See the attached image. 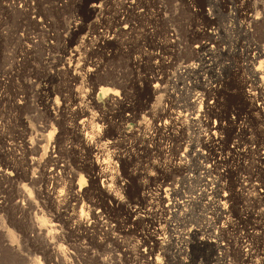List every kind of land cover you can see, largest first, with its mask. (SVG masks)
<instances>
[{
	"label": "rangeland",
	"instance_id": "obj_1",
	"mask_svg": "<svg viewBox=\"0 0 264 264\" xmlns=\"http://www.w3.org/2000/svg\"><path fill=\"white\" fill-rule=\"evenodd\" d=\"M74 49L95 70L79 72L81 85L66 70ZM262 53L264 0H0V264H65L55 252L66 264H264ZM77 87L94 97L82 104L80 134L100 149L116 202L99 193L109 177L94 183L96 156L72 135ZM161 122L171 124L161 132ZM79 176L85 195L70 208L89 216V230L72 217L63 237L45 243L30 227L35 215L44 226L54 215L42 193ZM207 183L214 191L204 196Z\"/></svg>",
	"mask_w": 264,
	"mask_h": 264
},
{
	"label": "bare ground",
	"instance_id": "obj_2",
	"mask_svg": "<svg viewBox=\"0 0 264 264\" xmlns=\"http://www.w3.org/2000/svg\"><path fill=\"white\" fill-rule=\"evenodd\" d=\"M107 0H104V2H106ZM43 2V1H42ZM95 2V1H94ZM102 4H104L102 1H100ZM100 2H98V3H100ZM19 3H22L24 6L25 5H27V0H19ZM93 4L92 3V5L90 6V10H92L93 12H96V11H99V10H101L100 8H101V5L102 4ZM30 6V5H29ZM33 9V8H32ZM31 9V10H32ZM28 11V10H27ZM32 13H35V12H32ZM29 14V13H28ZM120 23V22H119ZM73 25V24H72ZM76 27H77V25H73L72 26V28H69L68 30L70 31V32H72L73 30H77L76 29ZM71 29H72V31H71ZM125 29H126V27H125ZM127 30H128V28H127ZM126 30V31H127ZM107 35V34H106ZM105 35V36H106ZM105 36H103V37H101V39L103 40V42H104V40L105 41H110L111 40V38H109V37H105ZM110 36V35H109ZM126 36H128V35H126ZM112 37V36H111ZM115 37V36H114ZM213 39V38H212ZM215 39V38H214ZM101 43V42H100ZM206 45V44H205ZM201 48H202V46H200ZM204 47V46H203ZM97 48V47H96ZM205 48H207V47H205ZM206 50V49H205ZM208 50V49H207ZM211 50V49H210ZM209 51V50H208ZM212 51V50H211ZM262 54H264V53H262ZM80 55H79V51H78V49H74L73 50V52H72V54H71V59L69 60L70 61V63H69V67L66 69L67 70V72H73L70 76H72L71 77V82L72 83H74V84H77V82L79 81V80H81V82H79V84L81 83V84H83L84 82H83V80L84 79H82L81 77L83 76V78L84 77H88V76H93V72H95V70H92V69H90V68H85V66H84V64L85 63H81V64H78V62H80V61H78V59L80 58L79 57ZM263 56V55H262ZM261 56V57H262ZM78 61V62H77ZM77 62V64L78 65H76V66H73L72 64L73 63H76ZM261 64H262V62H260ZM264 63V62H263ZM195 66L196 65H187L186 67H184V66H181L180 68H182V69H180V73H182V74H185V72H187V74L188 73H190V72H195ZM94 67H96V66H94ZM79 70V71H78ZM259 70H261V69H257V71H259ZM84 73V75H82L81 73L82 72ZM76 72H78V73H76ZM79 72H81L80 74L82 75L81 77H80V74H79ZM191 73V74H192ZM96 74V73H95ZM86 79V78H85ZM85 81V80H84ZM78 84V85H79ZM80 84V85H81ZM96 84L99 86L100 85V80H96ZM73 85V84H72ZM77 85V86H78ZM79 85V86H80ZM84 86H86V85H84ZM74 87V86H73ZM75 87H76V85H75ZM81 87V86H80ZM82 88V87H81ZM81 88H76L75 89V91L73 90V101L75 102V103H80V105H81V107H80V105H79V107H78V109H73L72 110V112H71V114H70V116H68L69 117V120L70 119H72V122L74 123V129H72V135H74L75 137H76V139L79 141V142H83V145H84V147L86 146L87 147V150L90 152V154H94L96 157H94L95 158V160H93V162H92V164L94 165V169H93V171L95 172L96 171V174H95V177H93V181H94V183L96 184L97 183V181L100 179V178H108L109 177V179L107 180L106 179V181L104 180V181H102V182H104L103 184H101V186H99V187H101V190H103V191H101V190H99V193H101V195L102 194H104L105 193V195L108 197V199L110 198V199H112V201H114V202H116V200H117V198L115 197V195H112L110 192V190H109V186H107V184H106V182H114V181H116L115 179H114V177H112V175L110 174V173H108V171H106V169L103 167L104 166V164L105 163H102V161H100L99 159H98V157H97V155L100 153V149L99 148H97L96 146H95V144H94V142L93 141H90L89 139H87L85 136H83L82 137V135L80 134V130L81 129H84V128H86V124H87V116H88V111L85 109V108H83L82 107V104H84V103H86L87 102V99H89L90 98V96L91 97H93V95H92V92L89 94L88 92L86 93H84V95H82V89ZM161 86H159V85H155V86H153V94H158V93H160V91H161ZM94 91V90H93ZM54 95V94H53ZM171 95V94H170ZM110 96H111V100H113V101H116V100H118V96H117V92H111L110 93ZM172 96V95H171ZM173 97V96H172ZM94 98V97H93ZM91 100H92V98H91ZM168 100V99H167ZM170 100V99H169ZM89 101V100H88ZM92 101H94V100H92ZM89 103V102H88ZM55 104V105H54ZM190 106H188L189 108H190V111L192 112V113H196V111H195V109H196V106H197V103H196V99H194L193 101H190ZM188 104V105H189ZM19 105V104H18ZM52 105V104H51ZM53 105H54V108H52V110H55L56 112H58V113H61V112H63V109L64 108H66V107H64L63 108V105H61V104H58V103H53ZM52 107V106H51ZM86 107V106H85ZM26 108V107H25ZM88 108V107H87ZM207 108H209V107H207ZM70 109V108H69ZM163 109V108H162ZM164 110V109H163ZM168 110H166V112H167ZM169 112V111H168ZM167 112V113H168ZM66 113V112H65ZM166 113V114H167ZM172 114V113H171ZM162 115V114H161ZM168 119L169 118H171L170 117V114L168 113ZM61 116V115H60ZM163 116V115H162ZM174 116V115H173ZM190 116V115H189ZM65 118H66V115L64 116ZM160 117V116H159ZM165 118V117H164ZM183 118H184V116H181L180 114H177V118L176 119H174V117L173 118H171L170 120L171 121H173V122H175V123H177V124H180V120H181V123H182V120H183ZM54 119V118H53ZM163 119V118H162ZM153 120H155V119H153ZM159 121V120H158ZM167 121V120H166ZM162 124H160L159 126H158V128H160V129H158V131H165L166 129H167V126L169 125V124H171V123H168V122H161ZM145 124V123H144ZM154 124V123H153ZM72 125V124H71ZM71 125H70V127H71ZM157 125V124H156ZM69 127V128H70ZM143 127V126H142ZM170 127V126H169ZM155 128V127H154ZM216 127H214L213 126V128H211V130H213V129H215ZM143 129V128H142ZM144 129H145V127H144ZM77 131H79V134L78 135H80V137H81V139L82 140H79L80 138H78L77 136H76V134H77ZM168 131V130H167ZM24 139V138H23ZM26 139V138H25ZM103 138H102V136L101 137H99L98 138V140H102ZM50 140V141H49ZM49 142H51V144H52V142H53V138L52 137H50L49 136ZM27 141V140H26ZM30 142H32V141H30ZM36 142H38L35 146H37V148H38V144H41L42 142H44L43 141V139L41 140H38V141H36ZM35 143V142H34ZM53 143H57L56 142V140L53 142ZM30 144H32V143H30ZM28 145V144H27ZM32 146V145H31ZM42 146V145H41ZM47 146H49V145H47ZM52 146V145H51ZM109 146V145H108ZM14 147V146H13ZM33 147V146H32ZM30 148V147H29ZM42 148V147H41ZM50 148V147H49ZM52 148H55V147H52ZM51 148V149H52ZM39 149H40V147H39ZM46 149H47V147H46ZM36 150V149H35ZM86 150V151H87ZM27 151V150H26ZM48 151V150H47ZM102 151V150H101ZM35 152V151H34ZM48 153H50V154H53L54 153V151H53V149L52 150H49L48 151ZM28 154V153H27ZM47 154V153H46ZM26 155V154H25ZM49 157V156H48ZM18 158V157H17ZM100 158V157H99ZM183 159H185V157H181V158H179V160H180V162L182 163L183 162ZM31 162V164L30 165H35V164H37L38 165V163H36L37 161L35 160V159H31L30 160ZM39 163H40V161H39ZM181 163H177V165H179L180 166V164ZM26 164V163H25ZM55 164V163H54ZM36 165V166H37ZM40 165V164H39ZM38 165V166H39ZM59 166V165H58ZM45 167V166H44ZM55 167H56V165H55ZM201 167V169H202V171L203 172H201L202 174H208L209 173V170H208V168L206 169V168H204V166H200ZM200 167L198 168V169H200ZM31 168V167H30ZM35 168V167H34ZM92 168V167H91ZM179 168H181V167H179ZM22 169V168H21ZM58 170V169H57ZM26 171V170H25ZM34 171V170H33ZM60 171V170H59ZM40 172V171H39ZM50 172V171H49ZM63 173V172H62ZM61 173V174H62ZM36 174V173H35ZM38 174V173H37ZM60 174V175H61ZM7 175H10V173H4L3 174V176H7ZM25 175V174H24ZM41 175V174H40ZM48 177H49V179L51 178L53 181L55 180V170L53 171V172H50L49 173V175H48ZM57 177V176H56ZM42 178V177H41ZM201 178V177H200ZM203 178V177H202ZM68 179V178H67ZM204 179V178H203ZM47 180V179H46ZM201 181H205V180H201ZM41 182V181H40ZM57 182V181H56ZM55 182V183H56ZM39 183V182H38ZM54 183V182H53ZM205 183H206V181H205ZM212 183V182H211ZM34 185V184H33ZM36 185V184H35ZM66 185V187H64V189L62 190V191H60V192H51V193H49L48 191L46 192V193H42V194H45L46 195V198L47 199H49V200H51L50 202H52V205H53V208H54V215L53 216H51L52 217V220H50V225L49 226H44V224H42L41 222L42 221H40L38 218H36V215H35V219H36V221H32V219H31V225L32 226H30V227H32V228H34V229H32V230H35L34 232L37 234V236H41L40 238V240H42V237L45 239L44 241H45V243H47L48 242V240H49V238H48V236H47V234L48 235H50V238H51V244L52 245H54V242L55 241H57V240H59L60 239V236H62V234L64 233V229L65 230H67L66 228L67 227H70L71 225H70V221H71V218L73 217V218H75V225L77 226V227H79L80 228V230L81 229H83V231H84V228H87L88 227V225L90 224V222H89V224H88V220L90 219H88L87 217H89V216H87V215H85L84 214V212H83V210H81L80 211V213H79V215L78 216H76V213H75V211L72 209V208H70V206L71 205H74V206H77L78 204H79V202H82V196L83 195H85L84 193H85V185H84V181L82 180V178L79 176V178H78V180L76 181L75 180V177L74 178H71L69 181H68V183L67 184H65ZM206 187H205V189H203L202 190V194H204V196H205V194H207V193H209L210 191H209V189H211V188H209V185L210 184H204ZM48 185H46V187H47ZM97 186V185H96ZM24 189V188H23ZM43 189V188H42ZM25 190V189H24ZM159 191H160V193L158 194V197H160V198H163L162 197V194L163 193H166L167 192V190L166 191H164V192H162L161 193V189H159ZM209 191V192H208ZM211 191H212V189H211ZM214 191V190H213ZM212 191V192H213ZM216 191V190H215ZM26 192V191H25ZM212 192H210V193H212ZM217 192V191H216ZM209 193V194H210ZM215 194V193H214ZM99 195V194H98ZM105 196V197H106ZM163 196H164V194H163ZM209 196V195H208ZM165 197H166V194H165ZM19 198L22 200H20L21 201V203L23 202V203H25V202H27V205L28 206H30L31 208L30 209H32V211H38V209H37V207L36 206H33L32 204H34L35 202H33V200H32V197H30L29 195H27L26 193H24V192H22V193H20L19 194ZM47 201V200H46ZM228 201V200H227ZM178 202V201H177ZM185 202V201H184ZM184 202H182V203H184ZM225 202V201H224ZM18 203V202H17ZM43 203V202H42ZM176 203V202H175ZM181 203V205H183ZM94 204V203H93ZM177 205V204H176ZM22 206H24L23 204H22ZM21 205H17V206H15V207H17V211L18 212H22V211H25V208L24 207H22ZM27 206V207H28ZM47 206V205H46ZM91 206V205H90ZM94 206V205H93ZM92 206V207H93ZM177 206H179V205H177ZM186 206V205H185ZM223 206H225L224 208H223V211L226 213L227 211V205L224 203L223 204ZM33 207V208H32ZM92 207H90V208H92ZM74 208H76V207H74ZM86 208V207H85ZM89 208V209H90ZM94 208V207H93ZM178 208V207H177ZM180 208V207H179ZM29 209V210H30ZM29 210H28V212H29ZM49 210V209H48ZM88 210V209H87ZM86 210V211H87ZM31 211V210H30ZM34 211V212H35ZM95 211V210H94ZM27 212V211H26ZM39 212V211H38ZM92 212V211H91ZM36 213V212H35ZM77 213V214H78ZM88 213V212H87ZM25 214V213H24ZM29 214V213H28ZM16 215V214H15ZM27 215V214H26ZM34 215V214H33ZM100 215V214H99ZM99 215H98V217H99ZM30 216V215H29ZM92 216H93V213H92ZM20 217V216H19ZM39 217V216H38ZM50 217V216H49ZM98 217L96 218V217H92L93 219L94 218H96V220L97 221H99V219H98ZM101 217V219H102V216H100ZM14 218V217H13ZM30 218H31V216H30ZM29 218V219H30ZM51 219V218H50ZM30 221V220H29ZM72 221H73V219H72ZM23 222V221H22ZM44 222V221H43ZM49 222V221H48ZM30 223V222H29ZM99 223H101V221H99ZM98 223V224H99ZM17 225V224H16ZM23 226V225H22ZM91 226V225H90ZM110 227V226H109ZM19 228V227H18ZM101 228V227H100ZM92 229V228H91ZM48 230V231H47ZM70 230V229H69ZM73 230H75V229H73ZM87 230H89V228H87ZM105 230V229H104ZM219 230V229H218ZM68 231V230H67ZM83 231H82V233H83ZM176 231V230H175ZM73 232V231H72ZM76 232H78V230L76 231ZM85 232V231H84ZM108 232V231H107ZM112 232V231H111ZM79 233V232H78ZM114 233V232H113ZM66 234V233H65ZM80 234V233H79ZM192 234V233H191ZM200 234V233H199ZM82 235V234H81ZM63 237V236H62ZM117 237V236H116ZM71 238V237H70ZM81 238V237H80ZM218 238V237H217ZM50 241V240H49ZM117 241V240H116ZM157 241V240H156ZM210 242H214V241H210ZM264 242V241H263ZM57 243V242H56ZM208 243V242H207ZM67 244V243H66ZM212 244V243H211ZM215 244H217V243H215ZM51 245V246H52ZM62 245V244H61ZM218 245V244H217ZM220 245V244H219ZM218 245V246H219ZM241 246V245H240ZM249 246V245H248ZM64 247V246H63ZM70 247V246H69ZM53 248V247H52ZM57 248V247H56ZM58 252V251H57ZM60 253H62V252H60ZM66 253V252H65ZM70 253V252H69ZM53 254V253H52ZM64 254V253H63ZM246 254V253H245ZM55 256L58 258V257H60L59 259H60V261L61 260H63L64 262H66V263H68L67 261L68 260H65V255H61V254H56V252H55ZM72 257V256H71ZM73 258V257H72ZM244 259V258H243ZM59 261V262H60ZM56 263V262H55ZM65 263V264H66ZM57 264V263H56ZM63 264V263H62Z\"/></svg>",
	"mask_w": 264,
	"mask_h": 264
}]
</instances>
